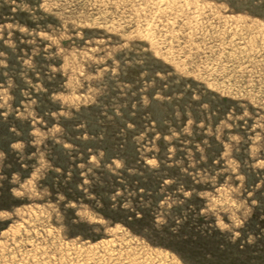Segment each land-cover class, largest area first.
I'll return each instance as SVG.
<instances>
[{
    "label": "rangeland",
    "instance_id": "obj_1",
    "mask_svg": "<svg viewBox=\"0 0 264 264\" xmlns=\"http://www.w3.org/2000/svg\"><path fill=\"white\" fill-rule=\"evenodd\" d=\"M0 264H264V0H0Z\"/></svg>",
    "mask_w": 264,
    "mask_h": 264
}]
</instances>
